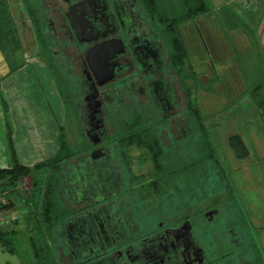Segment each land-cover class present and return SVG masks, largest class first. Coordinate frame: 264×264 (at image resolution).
I'll return each mask as SVG.
<instances>
[{
	"label": "flooded vegetation",
	"instance_id": "obj_1",
	"mask_svg": "<svg viewBox=\"0 0 264 264\" xmlns=\"http://www.w3.org/2000/svg\"><path fill=\"white\" fill-rule=\"evenodd\" d=\"M32 10L50 67L60 78L65 76V99L81 131L72 151L76 163L67 176L66 204L72 213L58 222L66 225L60 233L62 249L57 248L68 264H261L258 237H251L257 247L249 249L245 226L239 223L242 230L235 229L228 191L199 196L197 206L186 207L182 201L170 209L163 203L148 204L147 212L141 208L144 212L138 213L128 205V191L134 194L132 200H140L133 182L150 180L132 176L127 156L143 149L127 141L151 131L163 154H183L190 131L181 114L173 113L180 99L169 74L167 36L151 28L140 0H48ZM27 22L32 27L29 17ZM195 30L200 44L201 31ZM178 34L186 42L180 26ZM107 75L111 78L103 80ZM137 94L144 99L140 120L113 119V102ZM152 113L160 119L153 120ZM169 158L161 155L158 160L166 165Z\"/></svg>",
	"mask_w": 264,
	"mask_h": 264
},
{
	"label": "rangeland",
	"instance_id": "obj_2",
	"mask_svg": "<svg viewBox=\"0 0 264 264\" xmlns=\"http://www.w3.org/2000/svg\"><path fill=\"white\" fill-rule=\"evenodd\" d=\"M36 1L37 2L35 3L33 0H29L32 6H40V4L45 5L48 0ZM205 1L207 5L206 13L196 17L194 21H189L185 24L183 23L182 25H179L182 29L183 35L186 37L185 41L187 47L189 48V52L186 62L182 63L181 75L174 73V66L171 67L172 70L170 69L171 73L169 74L174 78L176 92L178 93L177 97L180 99L178 106L175 107V112L173 113H180V120L184 118L186 124L189 126L187 121V117L189 116L185 111L186 102L185 95L183 93L184 88L188 91V93H190L192 101L195 103V106L198 107L199 115L202 119H204V123L207 126L209 138L216 148V157L225 167L223 170L226 175L225 180L227 181V184L229 183L228 185L231 188V191L229 192V202L234 204L233 210H239L240 213L242 212V217L244 216L246 220V232L249 237L251 238L254 235L258 237L259 235L260 238L257 226L259 225L258 221L262 218L261 214L263 209L262 207L255 209L252 204L257 202H259V204L261 203V195L259 196L258 190H264V158L259 157V154H263L262 156L264 157V152H262L264 151V104H262L264 100V55L262 49L259 48L258 40L252 38L254 29L243 18L240 8H236L235 5H229V3H227L228 0ZM28 6H30L29 3ZM65 7L66 6H62L63 9H65ZM148 23L151 28L158 33H160L164 27L163 24L155 21ZM195 24L198 25L199 30H201L202 39L206 41L209 52H207L203 41H200L199 39L202 46L198 43L197 37H195ZM36 35H39V33L36 32ZM165 43L166 49L168 53H170L171 48L168 38L165 39ZM27 45L28 49L34 50V47L31 45L30 38L28 39ZM36 46L39 51L38 56H40L43 62L51 68L52 76L54 77L55 74L56 77L57 73L54 71L55 69L50 67L39 36H37ZM35 57H37V54ZM35 57L33 55L31 56V59H29L28 68L41 70L38 75L42 77L43 83H41L40 88H37L38 92L35 93L31 91L30 96L35 102V106L41 107L42 93L40 91L46 90L48 92V74L46 75L47 72L45 73L43 71L44 69L36 63ZM166 63H168V58H166ZM29 75V79L26 75L24 76V74L22 76L26 80L36 79L34 73L29 72ZM61 80L62 81L60 82L62 84L65 80V76L61 78ZM9 96L11 97L15 113L18 115L22 101L17 99L15 102L14 93L9 94ZM136 98L140 100H137ZM143 100L144 99L139 97L138 94L131 100L123 101L120 99V101H117L116 99L113 104L117 105L113 107L112 111L117 113L112 115L113 119L117 118L123 121L128 119L131 120L133 115L141 113L140 107L142 103H144ZM146 110L147 108H145V114L149 113ZM26 111V108L22 109L23 113H27ZM154 113H152L151 116H153ZM108 116L111 117V114ZM151 116L149 117V115H147L150 119ZM154 117L155 118L153 120L160 119L161 115H158V118L155 114ZM74 119L77 120L78 118L74 115L73 110L67 109L66 117H64L65 126H63V129L71 150H73V146L80 139L79 134L81 132L78 130L79 127ZM175 119L178 120V118ZM38 125L41 126L40 124ZM232 135H239L244 141L249 152L248 156L244 159H237L234 156L231 147L228 145V138ZM34 136H38L37 144H34L35 142L33 141H30L31 143L21 141L18 145L20 147L31 146L33 148L36 145V149L39 144L42 146L41 148L43 154L39 155V152H37L38 154L36 153V157L33 161L35 163L52 156L53 147L55 146L54 143L50 141L51 139L43 132L40 133V135H37V132H35ZM188 137L189 136H187L186 140H188ZM197 138L198 137H194L193 140ZM163 144L166 147H170V144H167V141H164ZM30 154L32 155V152H30ZM174 154H176V152H173V155ZM163 155L165 157L168 154L164 153ZM72 157L63 166V174L68 176H70L72 172V166L76 163V157ZM22 161L24 164H33V162H29L25 159ZM127 162L130 166L134 167L132 176L144 177L146 180L150 181L155 178L157 180L158 174L152 170V159L146 151L136 150L134 153L129 154L127 156ZM167 163L172 165L174 164L172 160H169ZM210 164L211 162L208 163L205 173L200 172L201 175L198 176L200 178L199 180L197 177L194 179L195 184H198L200 180H206L214 177L210 173H213L214 171L216 172V170L209 168L208 166ZM177 177L181 183L176 187L182 188L184 191L187 187L192 186L190 184L193 180L188 182L190 180L184 173L180 172L177 174ZM183 179L186 181V186L182 185V181H184ZM212 182L216 183L217 181L212 180ZM31 183L32 179L30 177H26L20 182L19 187H21V191L19 190V187L17 190L19 191L20 197L22 196L25 199L29 197L32 191ZM147 184L150 183L148 182ZM147 184L138 183L135 185L133 182L132 187L133 189H137L143 186L145 187ZM64 187L67 194L63 191L61 193V197L66 202L69 198L67 182ZM218 187H220V185H218ZM170 189L173 188L171 187ZM183 191H180L179 189L175 195L180 198H184V195L192 197L195 194V192L191 193V191H186L187 193L183 195ZM127 193L129 207L133 208L132 210L135 212L139 211L140 213L144 212L141 208L145 210L147 207L146 204L159 207L163 202L162 199H164L162 196L158 197L156 195L144 202L141 200L135 201V199L132 200L134 194L129 191ZM208 194L210 193L204 191L203 193L200 192L199 196L206 198ZM9 195V190L5 189L4 196L6 200L9 203L14 201V204L10 205L9 208L12 210L22 211L24 213L21 214L22 217L19 220V223L15 222L9 226L2 227V229H16L17 235L14 238V251L10 252L6 249H0V264H43L44 262L45 264H68L67 257L59 250L62 249L59 242L61 236L60 233L62 230L63 232L65 231L66 225L59 224V226L54 229L59 249L57 248V245H55V247L61 260L58 259L59 261H57V263L54 257H47L45 255L46 252L43 251L41 252L43 260L37 259L32 255L28 243L29 235L33 233L32 231H29V229L34 225V223L26 220L27 213H25V208L27 207L23 205V201L17 196ZM199 196L193 199L191 198L188 203L186 202V207L200 205V202H195ZM127 197H125V199H127ZM176 201H182V204L185 205V201L183 202V200ZM179 204L180 203L176 202L175 206ZM257 211L259 212L258 217H256L257 213H255Z\"/></svg>",
	"mask_w": 264,
	"mask_h": 264
},
{
	"label": "trees",
	"instance_id": "obj_3",
	"mask_svg": "<svg viewBox=\"0 0 264 264\" xmlns=\"http://www.w3.org/2000/svg\"><path fill=\"white\" fill-rule=\"evenodd\" d=\"M21 2L27 12L29 19H31L33 30L35 33H39L38 20L32 10V5L30 4L29 0H21ZM28 3L30 6H28ZM140 4L143 7L145 16L148 17L150 21H155L164 25L162 30L165 32V36H167L169 39L171 48V66L175 67V72L177 75H181L182 63L186 62L187 60L189 48L187 47L186 42H184L181 39V36L178 34L179 25L183 23L185 24L189 21H194L196 17L206 13V1L140 0ZM195 26L198 27L196 24ZM37 36L39 35H36V39ZM201 41H203L207 52H209L207 49V43L204 39H202V36ZM54 78L59 93L63 98V106L67 111V109H71V107L69 102L65 99L63 91L65 80L61 84L60 81L62 80L58 75L55 77L54 74ZM184 91L186 102L185 111L189 116L187 117V121L190 131L187 132L189 137L188 140L185 141V146L183 148L184 150H182L183 154H168V156L171 157L169 159L174 162L172 166H170L168 163L163 165L158 160V157L163 155L164 148L160 145L159 139L155 133L148 131L138 135L137 138L133 137V139L127 141L129 144L136 143L135 145H137L139 149L145 150L150 155L152 164L154 165L158 174L157 180L155 178L154 180L149 181L150 184H147V186L135 189L137 192V197L143 202L157 195L158 197L162 196V198H164L162 199L164 206L167 208H174L175 203L177 202L176 199L180 198L179 196L175 195L178 191L176 188L180 189V191H183L182 188L176 187L180 184L177 177V174L180 172L184 173L189 178L190 181L187 180L188 182L193 180V182L190 184L192 186L187 187L188 189H184L183 193H187L186 191H191V193L195 192L192 197H187V195H184V198H180L181 200L185 201V205L186 202L188 203L191 200V198L193 199L199 196L200 192L203 193L204 191H207L208 193H211L214 190H220L225 192L228 191L229 195V192L231 191V188L228 185L229 183L227 184V181L225 180L226 175L223 170L225 167L216 157V148L209 138L208 129L204 123V119H202L199 115V109L192 101L190 93H188V91L185 89ZM1 103L4 105V110L7 111V104L3 100ZM141 117V114L133 116V118H131V122L136 120L139 121ZM7 132L11 165L9 167H0L1 189L3 191L8 189L10 195L17 196L23 201V205L27 207L25 208V213H27L26 220L34 223V225L29 229V231H32L33 233L30 234L28 238L32 255L37 259L43 260V256L41 255V252L43 251L46 252L45 255L47 257H54L57 262L59 261V258L56 249H54L55 245H57L54 229L59 224H61L58 222H61L65 217H68L72 213L66 202L61 197V193L63 191L65 194H67L64 185L66 182H68V175L63 174V166L72 157L74 152H72L73 150H71L69 147L63 126H60L58 129V135L56 137L55 153L51 157L43 161L35 162L32 165L24 164L16 157L12 142V130L11 126L9 125L7 127ZM194 137L198 138L193 140ZM228 145L231 147L233 154L237 159H244L249 154L244 141L239 135L230 136L228 138ZM209 162H211V164L208 167L216 170V172H213L214 174L210 173L214 177L210 179L208 178L206 180H200L198 184H195L194 179L196 177L198 180L200 179L198 177L201 175L200 172H206ZM26 177H30L32 179V191L29 197L25 199L22 196L20 197L19 191L17 190L20 186V182ZM212 180H216L217 182L214 183ZM183 184L184 182L182 185ZM218 185H220V187H218ZM171 187L173 189H170ZM19 190L21 191V187H19ZM173 196H175V198H172ZM10 204L13 205V203H9L8 205L10 206ZM233 205L234 204L232 203L230 208V216L234 222L235 229H246L247 224L245 222L246 220L244 216L242 217V212L240 213L239 210H233ZM138 213L140 212L138 211ZM16 223H19V221ZM239 223L243 224L246 228L243 226L242 228L236 226ZM16 233L17 230L13 228L9 230L0 228V243L1 246L7 251H14V238L16 237ZM246 246H249V249L257 247L254 239L252 238H250V241L247 242ZM255 253L258 255V249H255ZM43 264H45V262Z\"/></svg>",
	"mask_w": 264,
	"mask_h": 264
},
{
	"label": "crops",
	"instance_id": "obj_4",
	"mask_svg": "<svg viewBox=\"0 0 264 264\" xmlns=\"http://www.w3.org/2000/svg\"><path fill=\"white\" fill-rule=\"evenodd\" d=\"M227 3L241 9L243 18L254 29L252 38L258 40L259 48L262 49L264 55V0H228ZM27 20V12L21 0H16V2L15 0H0V167H9L11 165L8 146V125L12 128L13 147L20 162H23V159L33 162L37 152H39V155L43 153L40 144L36 149V145L34 148L31 146L20 147L18 145L19 142L31 143L30 141H33L35 142L34 144H37L38 136H34V133L37 132V135H40L43 132L54 143L55 147H53L52 153L54 154L58 129L60 126H65L64 117H66V111L61 94L57 89L51 71L39 56L38 58L35 57V60L44 69L43 71L47 72L46 75L48 74V92L46 90L40 91L42 93L41 107H36L30 96L31 91L38 92L37 88H40L43 79L38 75L41 70L28 68L29 59H31V56L36 55L37 46L35 45L36 41L32 27ZM29 38L34 50L27 48ZM29 72L34 73L36 79L28 80ZM23 74L27 76V80L24 79ZM13 93L15 102L17 99L22 101L18 115L15 113L11 97L9 96V94ZM2 100L7 104L8 111L4 110V105L1 103ZM262 104H264V100ZM23 108L27 109V113L22 112ZM30 152H32V155ZM262 155L259 154V157L264 158ZM258 191L259 196L261 195V203L257 202L252 205L255 209L259 207L263 209L262 218L258 221L259 225L257 228L259 229L260 238L258 235V239L262 248L261 264H264V190ZM11 203L14 204V201ZM255 213H257L256 217H258L259 212ZM0 249H4L1 243Z\"/></svg>",
	"mask_w": 264,
	"mask_h": 264
},
{
	"label": "built area",
	"instance_id": "obj_5",
	"mask_svg": "<svg viewBox=\"0 0 264 264\" xmlns=\"http://www.w3.org/2000/svg\"><path fill=\"white\" fill-rule=\"evenodd\" d=\"M8 204L0 184V228L18 222L22 217V211L12 210Z\"/></svg>",
	"mask_w": 264,
	"mask_h": 264
},
{
	"label": "water",
	"instance_id": "obj_6",
	"mask_svg": "<svg viewBox=\"0 0 264 264\" xmlns=\"http://www.w3.org/2000/svg\"><path fill=\"white\" fill-rule=\"evenodd\" d=\"M106 44H108V43H105V44H103L102 46H104V45H106ZM101 45H97V46H94V47H98L97 48V51H98V49H99V47H100ZM95 49V48H94ZM91 61H93V60H91ZM97 67H98V63H97ZM111 78V76L110 75H107L106 77H104V79L103 80H109ZM207 213H209V212H207Z\"/></svg>",
	"mask_w": 264,
	"mask_h": 264
}]
</instances>
